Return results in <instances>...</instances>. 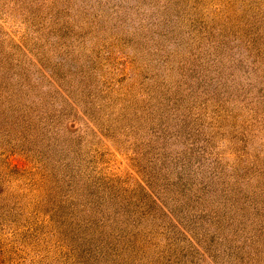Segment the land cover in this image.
<instances>
[{"label":"rangeland","instance_id":"1","mask_svg":"<svg viewBox=\"0 0 264 264\" xmlns=\"http://www.w3.org/2000/svg\"><path fill=\"white\" fill-rule=\"evenodd\" d=\"M0 264H264V0H0Z\"/></svg>","mask_w":264,"mask_h":264},{"label":"trees","instance_id":"2","mask_svg":"<svg viewBox=\"0 0 264 264\" xmlns=\"http://www.w3.org/2000/svg\"><path fill=\"white\" fill-rule=\"evenodd\" d=\"M0 214H4V207L3 208H0Z\"/></svg>","mask_w":264,"mask_h":264}]
</instances>
